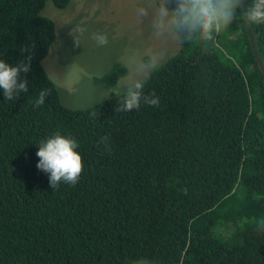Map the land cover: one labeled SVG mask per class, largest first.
Listing matches in <instances>:
<instances>
[{
	"label": "trees",
	"instance_id": "trees-1",
	"mask_svg": "<svg viewBox=\"0 0 264 264\" xmlns=\"http://www.w3.org/2000/svg\"><path fill=\"white\" fill-rule=\"evenodd\" d=\"M47 2L70 0H0V60L31 61L27 93L0 89V264H264V24L238 16L180 44L145 83L158 107L115 111L122 93L71 109L42 63ZM55 133L77 141L83 170L52 189L36 153Z\"/></svg>",
	"mask_w": 264,
	"mask_h": 264
},
{
	"label": "rangeland",
	"instance_id": "rangeland-1",
	"mask_svg": "<svg viewBox=\"0 0 264 264\" xmlns=\"http://www.w3.org/2000/svg\"><path fill=\"white\" fill-rule=\"evenodd\" d=\"M154 4L155 0H70L66 8L57 9L46 3L42 14L53 20L56 37L42 63L65 107L82 109L104 100L106 93L110 97L124 93L123 84L133 74L135 62L143 59L149 48L165 50L164 61L179 49L173 35H155ZM175 6L170 3L169 10ZM141 7L148 9L149 16L138 15ZM80 27L86 31L77 47L71 33L76 34ZM97 32L108 37L107 45H97L93 38ZM114 64L125 67V75L111 87L96 82L95 78L108 73ZM130 264L156 263L137 260Z\"/></svg>",
	"mask_w": 264,
	"mask_h": 264
},
{
	"label": "clouds",
	"instance_id": "clouds-1",
	"mask_svg": "<svg viewBox=\"0 0 264 264\" xmlns=\"http://www.w3.org/2000/svg\"><path fill=\"white\" fill-rule=\"evenodd\" d=\"M175 3V8L169 10V4ZM152 13V29L157 37L173 35L177 42H192L200 40L209 42L214 35L232 25L239 16L248 26L264 24V0H251V5L245 7V0H155ZM239 10V12H238ZM138 15L149 16L148 9L141 7ZM86 29H76L73 36L74 46L81 45V37ZM97 45L108 44V37L103 33L93 34ZM163 49L149 48L143 59L135 62L133 74L124 82V97L115 111L125 112L139 109L141 101L153 107L159 106V98L155 93L144 95L145 83L166 58ZM31 61L25 59L17 64L10 65L0 60V89L3 90L5 100L17 99L21 93L29 91L28 81L20 80V74L30 71ZM49 94L47 89L39 92L35 106L45 103ZM110 98V93L104 95V99ZM100 143L107 144V138L102 137ZM79 147L73 138L59 133L42 140L38 145L36 155L39 157L37 168L49 173L50 187L55 189L61 182L75 185L78 183L83 170L82 157L76 149Z\"/></svg>",
	"mask_w": 264,
	"mask_h": 264
},
{
	"label": "flooded vegetation",
	"instance_id": "flooded-vegetation-1",
	"mask_svg": "<svg viewBox=\"0 0 264 264\" xmlns=\"http://www.w3.org/2000/svg\"><path fill=\"white\" fill-rule=\"evenodd\" d=\"M264 70V69H263Z\"/></svg>",
	"mask_w": 264,
	"mask_h": 264
}]
</instances>
